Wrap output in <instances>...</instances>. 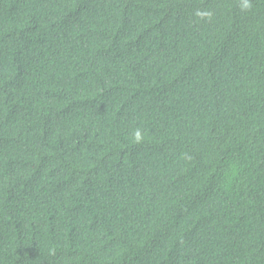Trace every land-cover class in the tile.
<instances>
[{"label": "trees", "instance_id": "1", "mask_svg": "<svg viewBox=\"0 0 264 264\" xmlns=\"http://www.w3.org/2000/svg\"><path fill=\"white\" fill-rule=\"evenodd\" d=\"M0 264H264V0H0Z\"/></svg>", "mask_w": 264, "mask_h": 264}]
</instances>
